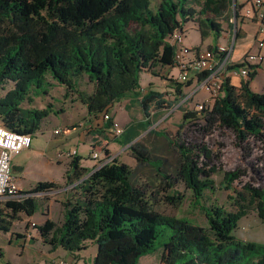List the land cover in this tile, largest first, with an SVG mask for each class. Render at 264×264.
<instances>
[{"label": "trees", "instance_id": "trees-1", "mask_svg": "<svg viewBox=\"0 0 264 264\" xmlns=\"http://www.w3.org/2000/svg\"><path fill=\"white\" fill-rule=\"evenodd\" d=\"M241 8L238 3L234 6V0H160L155 6L152 0H0V123L15 133L31 137L38 133L43 122L59 111L24 105L33 103L34 96L48 94L50 79L66 87L68 96L76 93L88 115L97 119L108 114L116 102L138 93L140 73L165 78L162 69L176 67L178 46L171 37L176 32L184 35L185 23L193 22L204 41L212 35L220 37L225 25L234 31L236 18L234 39H240ZM217 48L208 47L215 53ZM242 66L253 70L241 86H233L226 77L223 95L209 109L184 111L182 127L196 125L202 113L208 126L219 123L232 129L241 142L263 137L264 93L253 91L251 83L264 68L235 63L230 70ZM209 75H197L199 83ZM84 78L93 92L80 89ZM169 80L177 85L174 102L166 101L163 93L151 92L141 99L146 116L153 109L161 116L163 109L187 97L182 87L192 81ZM9 84L13 87L7 90ZM105 121L107 131L113 120ZM106 131L95 135L108 140ZM173 147L178 154L176 169L161 170L164 174H155L159 180L148 182L140 181L133 167L112 158L106 148L101 163L110 161L91 174L81 167L80 157H73L66 186L78 183L74 188L78 190L63 202L61 224L47 220L39 226L44 242L69 253L81 252L92 242L97 246L92 264H138L155 251L159 237L167 236L160 264H257L253 259L260 254L258 264H264V246L231 236L251 212L264 222V188L245 184L237 190L239 172H227L222 182L223 189L231 192L235 210L218 205L204 208L207 227L161 211L162 192L173 191L180 181L192 190L197 205L207 191L216 190L213 172L200 166L202 155L196 147L181 134ZM130 150L140 165H151L152 153L146 146L133 144ZM60 188L45 181L26 193L46 194ZM42 197L6 201L0 206V231L10 232L20 213L33 216L43 204ZM165 201L178 207L184 197L173 191ZM216 238L229 239L230 246L224 250Z\"/></svg>", "mask_w": 264, "mask_h": 264}, {"label": "rangeland", "instance_id": "rangeland-1", "mask_svg": "<svg viewBox=\"0 0 264 264\" xmlns=\"http://www.w3.org/2000/svg\"><path fill=\"white\" fill-rule=\"evenodd\" d=\"M159 1L160 0H152V3L155 6ZM219 38L220 37L212 35L203 41L193 22H187L184 24V45L193 50L192 53H194L197 48L206 50L209 46H217L219 44ZM221 41L224 40L221 39ZM174 69L177 70L176 73H179L180 75V68L176 66ZM174 76L176 77V75ZM139 80L140 85L147 88L153 86L155 91L163 93L166 99L170 97V100L174 102V97H172L171 94L176 93V82L169 84V87H166L169 82L167 79L160 76H154L148 72L140 73ZM50 81L52 86L49 88L48 94L34 96L33 103H25L24 105L26 108L46 109L49 107L53 112L59 111V114L55 115L52 113L50 117L43 122L41 130L32 136V148L24 151L19 156V162L23 161L25 163H30L32 164V167L34 165L35 167L40 165L37 164V161L41 159L56 160V152L54 151L55 149H53V144L61 141L62 136H56L54 134V129L62 131L61 128H63L64 125L73 128L74 125L78 126L82 121L83 107L76 93H72L68 96L66 87L53 82L51 79ZM254 84H256L255 86H257L256 89L258 92L264 93V75L256 77L253 81V85ZM12 87V84H9L7 90ZM92 88L93 85L90 81L87 78H84L81 82L80 89L86 92H92ZM46 90L48 91V89ZM190 90L191 89L187 90V95ZM207 97H209V94L202 91V93L197 94L193 100L189 99L188 101H184L185 99H183L173 105V107L167 108V111H164L161 116L153 120L154 124L152 127L155 125L153 128V131L155 132L153 134L149 132L142 138V141L145 142L144 146L149 148L152 153V159L150 161L152 166L150 167L154 174L161 172V170L172 172L176 169L178 164V154L174 150L173 145L179 138V134L183 135V140H185L191 147H196L197 154L200 156L202 155L200 166L206 171L213 172L212 175L215 180L216 190H213V192L207 191L200 204L197 205L192 190L187 189L185 183L180 181L176 184L173 191H177L183 195V203L178 207L168 204L165 201V197L169 195L170 192L173 193V191L169 190L168 192H162V196H160V202L162 204L159 205L161 211L169 216L186 217L204 227L208 226L207 218L203 211L204 208L218 205L223 206L229 211L235 210L233 200L230 198L231 192L223 189L224 185H222L227 172H239L240 183L238 182L235 184L237 190L242 189V186L245 184H252L255 187L264 188V135L263 137L251 136L247 141L241 142L237 138L235 131L232 129L223 127L219 123H214L213 125L208 126V123L203 119L202 113H198L200 120H198L196 125H186L182 127L184 122L183 112L190 110L194 111L197 109L199 100L202 102ZM56 126L61 128H56ZM33 150H37L39 153L31 155ZM119 159L133 165L131 159L126 155L120 156ZM55 169L56 170L54 171L48 172L45 169L38 170V168H31V171L37 176H40V172L44 176L49 174V176H54V178L58 179L62 174L60 172L62 170L64 171V168L59 166ZM16 175L19 176V172H16ZM29 179H31L30 176ZM29 181L30 180H28V182ZM65 187L66 186L64 185L60 189L54 190L49 195L42 197L44 198L42 199V206L49 200H54L56 203H60L56 206L57 209H54V215L56 214L54 218H56L57 221H60L63 216L62 209L64 207L61 204V200L65 195L66 190H63ZM0 204L3 205L5 202H0ZM42 206L38 207V211L32 218L33 221L39 222L41 219L42 215L40 212L42 211ZM59 211L60 215L58 216ZM21 222L17 220V226L13 227L12 232L25 233L26 223ZM161 229L165 230L166 234H171V230L167 227H161ZM32 231L38 235V233H40L39 226L37 228L32 227ZM231 236L242 243L249 242L257 244L258 246H264V222L261 221L255 212H251V214L243 217L239 221L238 228ZM166 241L167 236L159 237L156 240L155 251L149 256L152 258V260L150 258L148 262L149 264H155L156 259L159 261L156 254L163 252V243ZM214 241L215 243L220 244L224 250L230 246V240H227L226 238H216ZM0 245L4 250V255L0 257L2 264H9V262H11V264H32V260H36L34 264H37V261L40 258L39 252H35L31 249H26L23 253L24 248L22 247L24 244L23 239L21 238H18L17 240L15 238L12 245L5 243L4 239L0 238ZM43 245L45 247H43ZM86 245L87 248L81 252H83L84 257L90 262L96 253L97 246L92 242H87ZM35 247L37 251L53 248L50 244L43 242L40 246ZM64 252L65 251L62 248H57L51 254L54 257H61L64 255ZM254 257L253 260H256L257 264L263 258L261 254ZM143 259L144 258L139 260L138 264H142L144 261Z\"/></svg>", "mask_w": 264, "mask_h": 264}, {"label": "crops", "instance_id": "crops-1", "mask_svg": "<svg viewBox=\"0 0 264 264\" xmlns=\"http://www.w3.org/2000/svg\"><path fill=\"white\" fill-rule=\"evenodd\" d=\"M253 2L254 0H235V4L238 3L240 6H242L241 11H240L242 18L239 21V26L241 28V38L238 40L234 39L235 38L234 31H232V29L230 30L227 29V25H225L226 31L220 36L219 44L216 46V47H219V46L224 47V46L233 44L234 50L232 53V61H234V63H239V61L242 58H244L247 54H254L260 51L257 45V42L261 38L260 27L262 23L257 20L248 19L245 17L246 9L251 7ZM233 23L235 25V19L233 20ZM221 39H223L224 41H221ZM176 71L177 70H175L174 68L162 69L161 73L163 74L165 79L167 78V80L169 81L166 87H169V84H172V81L169 80L170 78L177 81L179 77L178 76L179 73L177 74ZM174 75H176V77ZM263 75H264V70H259L257 77L263 76ZM227 77L230 78L231 84L235 87H240L242 82L245 80L237 73V69H231L228 72ZM190 81H192V83L190 85H184L182 87V91L184 94H186L187 90L191 89L189 91V94L188 95L186 94V95L187 97L191 95L192 98L190 99L193 100L194 97L197 94L202 93L203 90L198 89L200 83L198 81L197 76L192 74ZM253 81L251 83V88L253 89V91L258 92L256 89L257 86H255L256 84L253 85ZM92 92H93V88H92ZM151 92H157V91L154 90L153 86H150L149 88H147L141 85V89L138 91V93L129 94L125 99L119 102H116L110 108L108 114L111 116L112 120L119 123L123 129V134L116 138H113L111 136L112 128L107 131L104 128V124L105 123L108 124V122L104 120V115H100L99 118L96 119L88 115L86 106L82 104V107H83L82 121L78 124V126H76L75 128H70L67 125H64L63 128L56 126V128L62 129L61 134H55V129H54V134L56 136H62L61 141L56 142V144H53L54 145L53 149H55L54 151L56 152L55 154L56 160L41 159L37 161V164H40L42 166L38 165L37 167H35V165L33 164L34 166L32 167V164L30 163H25L23 161L19 162V156L21 154L14 157L12 161V172H13V176L19 188L22 191L27 192L33 189L38 183L45 182V181L57 183L61 187L64 185L66 186L67 173L72 169L71 162L73 160V157L75 156L80 157L81 167L86 169L91 174L94 171H96V169L99 167V164L101 163V161L99 160H94L92 156L93 153L95 152L101 153L102 160H104L107 157L104 153L105 148L110 151V155L112 158L119 159V157L123 155H126L128 158H130L131 161L133 162V165L127 162H123L120 159L119 160L133 167L136 177L140 178L141 179L140 181L148 182L152 178L155 180H159V178L156 177L153 171L151 170V167H150L151 165H140V163L132 156L131 150H130V146L133 144H135V146L144 147L145 142L142 141L143 136L149 132L151 134L155 132L153 131V128L155 125L152 127V125L154 124L153 120L159 117L160 111L157 109H153L151 110L152 111L151 115L146 116L144 109L141 106L142 97L150 94ZM258 93H262V92H258ZM171 96L175 98V93H172ZM164 99L166 101L172 102L170 100V97L167 98L168 100L166 98ZM199 103H201L200 100H199ZM164 111H167V108L163 109V112ZM95 131L97 133L98 132L102 133L106 131L108 140H104L102 137H98L97 135H95L96 134ZM126 142H130V143L124 146V143ZM31 148H32V145L28 150H30ZM36 153H39V152H37V150H33L31 155H34ZM69 153L71 154L75 153V155L69 157V155H71ZM59 166H62L64 168V171L62 170L60 172L62 174L59 176L58 179L54 178V176L53 177L49 176V174L47 176H44L40 172H39L40 176H37L35 173H33V171H31V168L32 169L38 168V170L45 169L49 172V171L56 170L55 168ZM16 172H19V176L16 175ZM30 172L32 175L30 174ZM29 176L31 179H29ZM28 180L30 181L28 182ZM77 185L78 183L72 186H66L63 189L66 191H65V195L63 199L61 200L62 205H63V202L66 201V199L71 198L70 197L71 194H74L75 192H77L78 189H74ZM71 191H74V192H71ZM50 193L52 192L46 193V195H49ZM58 204L60 203L59 202L56 203L54 200H49L44 206H42L41 207L42 211L40 212L42 216L39 222L32 220L34 215L28 216L25 213L18 214L17 219L14 220L13 222V227L17 226V223H16L17 220L20 222L22 221L21 223H26L25 233L22 234L21 232H12L13 230L12 228L10 232L0 231V238L4 239V242L10 245L14 243L15 238L16 240L18 238L23 239V244H24L22 247L24 248L23 253L25 252L26 249H31L35 252H39L40 258L38 259L37 264L39 263L42 264L45 261H49V260L57 259V258H67L71 260H76L79 262V264H92L96 256L97 250H96L95 255L92 257V261L90 260V262L87 258L84 257L83 252L69 253L64 250L66 253L64 252V255H62L61 257L52 256L51 253L55 249L61 248V247H56V248L51 247L52 249L47 248L45 250L37 251L35 246H40L42 242L43 243L45 242L43 240L41 233H38L37 235L35 234L34 231H32V227H33L32 224L34 223L38 227L44 224L47 220H52V221H55L56 223L61 224L64 220L65 210L64 208L62 209V212H63L62 219L60 221H57V219L54 218L56 216V214L54 215V211H55L54 209H57L56 206H58ZM0 206L2 205L0 204ZM59 215H60V211L58 212V216ZM43 247L45 246L43 245ZM3 251L4 250L0 245V257L4 255ZM151 255L152 254L143 256L142 258H144L143 259L144 261L142 262V264H149L148 262L151 258L149 256ZM156 255H157V258H159V261L156 259L155 264H160L162 253L160 252ZM142 258H140V260ZM35 261L36 260H32L31 263L34 264ZM0 264H2L1 259H0ZM9 264H11V262H9Z\"/></svg>", "mask_w": 264, "mask_h": 264}, {"label": "built area", "instance_id": "built-area-1", "mask_svg": "<svg viewBox=\"0 0 264 264\" xmlns=\"http://www.w3.org/2000/svg\"><path fill=\"white\" fill-rule=\"evenodd\" d=\"M245 17L262 23L260 27L261 38L257 42L260 51L254 54H247L239 63L257 65L264 68V0H254L251 7L246 9ZM171 41L178 46L176 52V66L181 70L177 79L179 82L186 84L190 81L192 74L197 76L210 73V75L199 84L198 88L207 92L209 97L197 105V110L200 112L209 109L216 100L222 96L224 79L227 77L230 68L235 64L234 61H232L234 45L219 46L217 48V53L209 49H200L192 53V50L184 45L183 34L176 32L171 37ZM252 70L253 69H250L248 66H242L237 69V73L242 78L247 79ZM190 97L191 95L186 97L184 101L188 100ZM110 119L111 116L109 114L104 115V120ZM111 131V136L113 138L123 134L122 127L115 121H113ZM61 133V130H55V134ZM31 145V135L15 133L0 124V202L12 200L21 202L29 197H42L46 195L42 193L27 194L19 188L13 176L12 161L14 157L28 150ZM73 155H75V153H72L69 157ZM92 156L94 160L102 161L101 153L95 152ZM109 161L110 159L106 162ZM104 164L100 163L96 170L100 169ZM32 226L37 227L34 223ZM42 264H79V262L67 258H57L45 261Z\"/></svg>", "mask_w": 264, "mask_h": 264}, {"label": "water", "instance_id": "water-1", "mask_svg": "<svg viewBox=\"0 0 264 264\" xmlns=\"http://www.w3.org/2000/svg\"><path fill=\"white\" fill-rule=\"evenodd\" d=\"M234 6H235V0H234ZM234 9H235V7H234ZM236 29H237V19L235 18L234 32L236 31Z\"/></svg>", "mask_w": 264, "mask_h": 264}, {"label": "clouds", "instance_id": "clouds-1", "mask_svg": "<svg viewBox=\"0 0 264 264\" xmlns=\"http://www.w3.org/2000/svg\"><path fill=\"white\" fill-rule=\"evenodd\" d=\"M189 99H190V98H189ZM189 99H188V100H189Z\"/></svg>", "mask_w": 264, "mask_h": 264}]
</instances>
